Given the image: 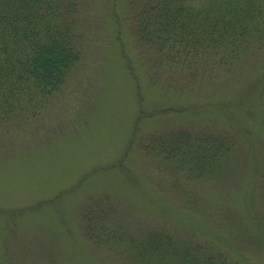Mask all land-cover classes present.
<instances>
[{
  "label": "rangeland",
  "instance_id": "1",
  "mask_svg": "<svg viewBox=\"0 0 264 264\" xmlns=\"http://www.w3.org/2000/svg\"><path fill=\"white\" fill-rule=\"evenodd\" d=\"M77 1L81 56L58 92L34 114L0 110V264H131L124 242L85 233L96 200L122 233L167 231L176 251L158 264L191 245L204 264H264V50L191 71L139 39L140 0ZM177 133L234 145L193 178L143 148Z\"/></svg>",
  "mask_w": 264,
  "mask_h": 264
},
{
  "label": "trees",
  "instance_id": "2",
  "mask_svg": "<svg viewBox=\"0 0 264 264\" xmlns=\"http://www.w3.org/2000/svg\"><path fill=\"white\" fill-rule=\"evenodd\" d=\"M78 7L77 0H0V110L34 114L58 92L81 56ZM135 19L140 40L160 51L168 47L171 61L191 71L216 64L229 70L264 50V0H140ZM170 136L159 144L146 140L143 148L188 162L193 178L207 174L234 145L228 136L196 137L194 143L185 142L191 140L185 133ZM113 212L111 201L86 204L82 226L87 236L124 242L122 251L131 264H158L173 256L176 241L167 231L135 238L116 229ZM193 246L181 254L180 264L205 263L193 259Z\"/></svg>",
  "mask_w": 264,
  "mask_h": 264
}]
</instances>
